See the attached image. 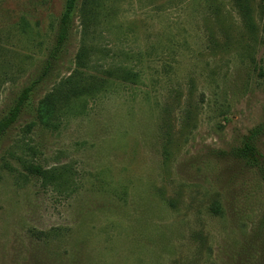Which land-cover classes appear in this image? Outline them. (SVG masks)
Here are the masks:
<instances>
[{
  "label": "rangeland",
  "instance_id": "374dc122",
  "mask_svg": "<svg viewBox=\"0 0 264 264\" xmlns=\"http://www.w3.org/2000/svg\"><path fill=\"white\" fill-rule=\"evenodd\" d=\"M99 4L87 27L79 1L64 60L0 144V264H239L247 237L264 244V182L230 156L251 137L264 164V0ZM64 5L0 0V116ZM83 42L90 92L29 129Z\"/></svg>",
  "mask_w": 264,
  "mask_h": 264
},
{
  "label": "trees",
  "instance_id": "16d2710c",
  "mask_svg": "<svg viewBox=\"0 0 264 264\" xmlns=\"http://www.w3.org/2000/svg\"><path fill=\"white\" fill-rule=\"evenodd\" d=\"M79 1L65 0L64 10L55 31L54 43L48 50L45 61L39 67L29 84L19 92L0 116V144L12 127L19 121L25 109L31 104L38 89L54 75V72L64 60L63 57L67 52V47L72 36L74 17L78 10ZM98 6H100L99 0H82L81 11L87 27L97 17L99 12ZM91 55L92 52L89 46L83 42L76 55V70L74 74L61 82L57 88L53 89L39 102L36 109L38 122L30 124L29 129L37 126L38 123L46 127L54 125L55 120L61 118L60 115L63 109H65L63 112L65 115L71 102L80 99L81 96L90 92L89 86L80 82V75L83 74L84 70L90 69V64L92 63ZM126 79L131 84H136L139 82L140 76L138 73L129 71L126 74ZM251 140V137L247 138L242 147L231 151L230 156L256 170L260 175L261 181L264 182V164L261 162L262 155L256 146L251 143ZM23 167L30 175L38 176L48 181L49 173L40 166L24 162ZM211 210L215 214H221L222 212L220 204L213 205ZM263 247L264 244L260 242L259 233L250 235L243 241L237 261L239 264H264V255L261 254ZM251 250H253V254ZM256 258H259L258 261ZM252 259L254 261H250Z\"/></svg>",
  "mask_w": 264,
  "mask_h": 264
}]
</instances>
